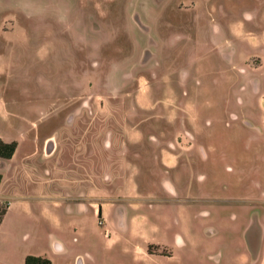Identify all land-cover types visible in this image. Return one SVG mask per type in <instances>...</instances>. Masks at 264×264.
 Segmentation results:
<instances>
[{"label":"rangeland","instance_id":"1","mask_svg":"<svg viewBox=\"0 0 264 264\" xmlns=\"http://www.w3.org/2000/svg\"><path fill=\"white\" fill-rule=\"evenodd\" d=\"M0 136V264H264V0H0Z\"/></svg>","mask_w":264,"mask_h":264},{"label":"crops","instance_id":"2","mask_svg":"<svg viewBox=\"0 0 264 264\" xmlns=\"http://www.w3.org/2000/svg\"><path fill=\"white\" fill-rule=\"evenodd\" d=\"M0 140L1 141H3L4 143H11V142H16V140H11V139H5L4 137H1L0 136ZM34 140V139H33ZM52 139H51V137H46V138H44V140H43V150L45 149V148H47L48 149V152H47V154H46V156L47 157H43V159L44 160H51V156H52V154L54 153V150H55V146H48V145H46L45 146V144L47 143H51L52 141H51ZM17 143V147H16V149H15V152H14V154H13V156H12V158L11 159H9V160H2V159H0V167H2L1 166V162H3V161H5V162H11V161H14V158H15V155H16V152L18 151V148H19V142L17 141L16 142ZM34 145H37V151L36 152H38L39 153V149H38V144L37 143H35L34 142ZM0 175H1V177H2V179H1V183H0V203H1V201L3 200V199H6L8 196L6 195V193H4V192H6V191H3V184H4V174H2L1 172H0ZM44 181H46V180H44ZM10 205H11V202H10V204H9V206L6 208V210H5V214H4V216L6 215V213L8 212V210H9V208H10ZM93 209V211H95V213H97V214H99V206L97 205V204H93V207H92ZM98 211V212H97ZM3 216V217H4ZM2 221H3V219L1 220V223H2ZM1 225V224H0ZM241 256H243V255H241ZM240 256V257H241ZM168 259L170 258L172 261H173V256H171V257H167ZM239 258H237V264L239 263V264H248L250 261H249V258H245V260H240V261H242V263H240L239 262V260H238ZM244 261V262H243ZM52 264V263H51ZM175 264H180V262L179 261H176L175 262Z\"/></svg>","mask_w":264,"mask_h":264},{"label":"trees","instance_id":"3","mask_svg":"<svg viewBox=\"0 0 264 264\" xmlns=\"http://www.w3.org/2000/svg\"><path fill=\"white\" fill-rule=\"evenodd\" d=\"M17 147L16 142L11 143H4L0 140V159L2 160H9L12 158L15 149ZM1 175H0V183H1ZM5 214V210H0V222L2 220V217ZM24 264H51L49 260L42 259L40 257H33V256H27L24 260Z\"/></svg>","mask_w":264,"mask_h":264}]
</instances>
